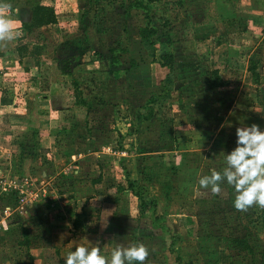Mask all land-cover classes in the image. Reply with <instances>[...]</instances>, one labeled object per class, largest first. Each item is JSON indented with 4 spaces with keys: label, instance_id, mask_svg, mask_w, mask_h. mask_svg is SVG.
<instances>
[{
    "label": "rangeland",
    "instance_id": "374dc122",
    "mask_svg": "<svg viewBox=\"0 0 264 264\" xmlns=\"http://www.w3.org/2000/svg\"><path fill=\"white\" fill-rule=\"evenodd\" d=\"M9 2L29 12L35 4L53 9L54 24L22 30V37L12 43L13 54L37 58V70L44 71L40 62L55 72L60 60H79L75 45L92 42L113 49L111 64L130 75V96L118 100L124 102L118 111L130 109L133 119L138 116L131 121L138 135L132 148L125 142L103 150L120 158H114L118 162L115 180L121 184L118 190L123 191L127 181L133 182L135 192L159 221L123 220L116 234L119 237L124 229L126 238H117L113 247L145 243L150 250L145 264H261L264 208L254 205L247 212L237 211L233 186L224 182L221 193L212 195L200 189L198 180L212 169L223 170L224 154L235 147L237 127L260 119L264 129V0H219L211 9L205 0H153L149 20L139 10L124 14L130 0ZM147 22L155 29L152 46L138 37ZM19 46L26 50L17 54ZM118 48L126 53L121 56ZM164 52L173 57L169 73L151 63L156 57L154 63L160 64L159 54ZM249 62L256 64L257 83L246 71ZM12 68L1 67L0 76ZM213 71L225 83L221 87L211 86ZM4 80L0 88L10 85ZM20 86L21 91L27 89L26 82ZM149 98L156 101L146 121L141 117L148 111ZM21 136L35 139L29 131ZM127 153L126 161L121 159ZM90 217L95 224V215ZM111 253L106 257L110 259Z\"/></svg>",
    "mask_w": 264,
    "mask_h": 264
},
{
    "label": "crops",
    "instance_id": "0c3cea01",
    "mask_svg": "<svg viewBox=\"0 0 264 264\" xmlns=\"http://www.w3.org/2000/svg\"><path fill=\"white\" fill-rule=\"evenodd\" d=\"M217 2L205 0L210 9L217 7ZM15 9L19 12L14 11V18L28 23L29 8ZM132 10L136 11L127 9L124 14L128 16ZM12 43L0 50V69L13 67L12 72L0 76V81L10 82L0 88V183L29 177L43 183L46 196L19 214L14 209V190L0 187V219L4 208L11 210L4 217L6 230H0V264H65L76 244L90 247L89 242H98L106 256L115 248L117 238H126L124 229L119 237L116 234L123 220L159 221L152 207L139 211L127 186L118 190L121 184L115 180L118 162L114 158H120L103 150L113 143L127 142L131 147L138 135L131 128V121L138 116L133 119L130 109L118 111L124 107L118 100L130 96V75L111 64L109 48L102 49L96 43L75 45L79 64L71 69L70 77L56 67L55 72L49 71L47 63L40 62L44 71L37 70V58L18 57L12 52ZM118 49H122L121 56L126 53L124 48ZM154 61L151 63L159 65ZM71 78L81 92L84 108L75 106ZM21 82H26L27 89L20 90ZM56 102L59 105L53 104ZM254 120L251 123L262 128L260 119ZM26 131L33 132L35 139L23 138L21 134ZM126 157L128 153L121 159L126 161ZM80 211L85 214L80 219L82 226L75 229L73 222ZM91 214L95 224L90 221ZM80 229L89 232L81 233Z\"/></svg>",
    "mask_w": 264,
    "mask_h": 264
},
{
    "label": "clouds",
    "instance_id": "9594fccd",
    "mask_svg": "<svg viewBox=\"0 0 264 264\" xmlns=\"http://www.w3.org/2000/svg\"><path fill=\"white\" fill-rule=\"evenodd\" d=\"M14 11L18 13L19 9L14 10L9 0H0V50L23 35V22L14 18ZM235 136V147L224 154L223 170L212 169L210 175H202L199 187L219 195L221 185L227 182L235 189L233 206L237 211L247 212L254 205L264 208V129L255 123L240 126L235 129ZM89 245L76 244L75 250L67 254L65 264H145L150 255L143 242L127 247L117 245L110 259L101 254L98 242Z\"/></svg>",
    "mask_w": 264,
    "mask_h": 264
},
{
    "label": "trees",
    "instance_id": "16d2710c",
    "mask_svg": "<svg viewBox=\"0 0 264 264\" xmlns=\"http://www.w3.org/2000/svg\"><path fill=\"white\" fill-rule=\"evenodd\" d=\"M153 0H147V2H152ZM129 9H135V10H139L142 12L143 14V18L144 19H148V14H149V10L147 9V6L143 4L142 0H132L129 4ZM56 21L55 19V15L53 12V9L47 6H42L39 4H35L33 5V7H31L30 9V19L28 23L22 24V29L27 31L33 28H41V27H46L48 25L54 24ZM147 26L140 30L138 33V37L145 42L147 45L152 46L153 43L150 41V38L152 36L155 35V29L151 28L149 26V22H147L146 24ZM24 48V46H19L16 48L17 54ZM109 53H113V49H109ZM159 61H160V67H163L165 69L168 70V73L172 71V61H173V57L171 53L168 52H164L159 54ZM110 62L112 64H114L115 59L114 58H110ZM154 61V59H153ZM60 66H59V71L63 74V75H67L68 77L71 76V69L73 67H75L76 65L79 64L78 60H74L71 57H68L66 59L60 60L59 61ZM246 71L250 74L251 79L253 81V83H257L258 82V73L256 72V64L254 62H249V65L246 69ZM212 76H213V80L211 82V86L212 87H221L222 85H224L225 83L223 81H221V79L219 78V76L217 75L216 71L211 72ZM70 85L72 88V92L74 95V99H75V106L84 108L85 104L82 101L81 98V92L78 89V86L76 84V82L71 78L70 79ZM155 99L154 98H149L146 102V106L148 107V111L145 114V116H142L141 119L143 120H149L152 117V108L151 106L155 103ZM134 184L133 182H129L127 181V189L132 191V194L137 198L138 200V205H139V210L141 212H143L146 209V204L145 202H143L142 198H140V194H138L137 192H135L134 188H133ZM84 212L80 211L78 214L75 215V220L73 222V226L76 229L77 227H81L82 226V221L80 220L83 216H84ZM263 256V262H261V264H264V254Z\"/></svg>",
    "mask_w": 264,
    "mask_h": 264
},
{
    "label": "built area",
    "instance_id": "2783aa9c",
    "mask_svg": "<svg viewBox=\"0 0 264 264\" xmlns=\"http://www.w3.org/2000/svg\"><path fill=\"white\" fill-rule=\"evenodd\" d=\"M0 187L3 191L12 189L15 192V204L14 209L19 214H24L25 210L34 202L44 198L46 192L42 182H35L29 177H25L20 181L10 180L7 183L1 182ZM11 210L4 208L1 212L0 230H6L5 216L10 214Z\"/></svg>",
    "mask_w": 264,
    "mask_h": 264
}]
</instances>
